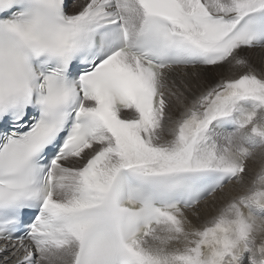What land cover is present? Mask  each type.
Wrapping results in <instances>:
<instances>
[{"label":"snow or ice","instance_id":"snow-or-ice-1","mask_svg":"<svg viewBox=\"0 0 264 264\" xmlns=\"http://www.w3.org/2000/svg\"><path fill=\"white\" fill-rule=\"evenodd\" d=\"M0 264H264V0H0Z\"/></svg>","mask_w":264,"mask_h":264},{"label":"bare ground","instance_id":"bare-ground-1","mask_svg":"<svg viewBox=\"0 0 264 264\" xmlns=\"http://www.w3.org/2000/svg\"><path fill=\"white\" fill-rule=\"evenodd\" d=\"M250 55H252V56H253V59H254V60L256 59V57H255V55H254V54H250Z\"/></svg>","mask_w":264,"mask_h":264}]
</instances>
